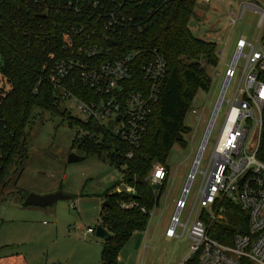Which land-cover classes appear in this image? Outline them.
<instances>
[{
	"label": "trees",
	"instance_id": "obj_1",
	"mask_svg": "<svg viewBox=\"0 0 264 264\" xmlns=\"http://www.w3.org/2000/svg\"><path fill=\"white\" fill-rule=\"evenodd\" d=\"M195 5L196 0H3L0 4V74L8 84L7 89H0V182L6 173L5 165L12 158L20 157L19 166L27 158L24 130L38 110L60 113L62 98L48 77L54 61L64 56V35L74 45L108 43L105 35L114 34L103 29L104 15L113 12L120 18L122 13L127 24L122 33H117L121 45L156 48L166 61L159 99L137 147L94 120L72 116L66 108L60 113L69 120V126L76 125L87 132L83 139L76 135L72 143L84 157L88 154L101 157L102 150L111 149L108 156L111 164L121 171L122 183L136 189L133 195L118 193L115 188L102 195L106 204L101 206L97 223L109 233L101 242L102 264H117L118 254L133 232L145 230L150 218L147 211L156 205L166 182L165 179L154 190L147 181V173L156 162L166 166L173 145L186 146V113L197 90L209 89L211 79L195 58L203 48L206 62L216 65L217 54L212 41L194 36L189 28ZM74 91L81 97L86 93L93 95L82 86ZM131 150L132 155L127 157ZM115 156L122 162H115ZM257 156L264 160V126ZM124 202H135L137 206L123 208ZM219 204L224 208V219L207 221L208 233L230 243L233 233L247 229L245 213L228 199ZM141 207L146 211L142 212ZM202 218L206 219L205 211ZM242 264L251 263L242 260Z\"/></svg>",
	"mask_w": 264,
	"mask_h": 264
},
{
	"label": "rangeland",
	"instance_id": "obj_2",
	"mask_svg": "<svg viewBox=\"0 0 264 264\" xmlns=\"http://www.w3.org/2000/svg\"><path fill=\"white\" fill-rule=\"evenodd\" d=\"M242 2H254L264 10V0H219L206 3L196 0L189 28L194 36L215 44L217 63L208 64L206 50L200 49L195 60L211 79L209 89L197 90L186 113V146L175 144L167 155L165 165L169 175L156 205L151 209L146 235L142 231L130 238L120 250L118 255L121 260L117 264H180L182 261L179 263V258L187 253V230L181 235V227H175L176 236L170 240H166L164 233L171 223V217L176 214V202L184 194L188 182L180 222L185 221L195 202L202 180L201 172L206 169L227 110L225 101H222L215 115L198 164L199 171L194 172L191 180L190 174L226 80L224 68L233 62L237 38L245 35L255 48L259 46L257 36L261 29L257 27V12L247 8L232 27L228 23V12L231 9L236 12ZM244 52H247V48ZM243 65L244 58L240 57L235 76L229 81L225 93L226 100L235 88ZM1 88L7 89L8 84L4 83L0 74ZM60 105L61 114L66 108L72 116L86 119L69 100H62ZM192 110L196 113H192ZM60 113L38 110L24 130L27 136V158L21 166L20 157L12 158L5 165L6 173L0 182V264H102V240L96 239L93 234L85 236L84 231L86 227L95 228L98 224L102 195L111 188L122 186V173L111 164L108 156L111 149L107 147L101 151V157L97 154L84 157L82 151L72 143L76 135L79 139L85 138L87 132L76 125L69 126V120L64 114L60 116ZM69 153L83 156V159L68 162ZM117 160L122 162L115 156V162ZM56 191L71 198L59 199L46 207L25 205L23 202L28 193L44 195Z\"/></svg>",
	"mask_w": 264,
	"mask_h": 264
},
{
	"label": "built area",
	"instance_id": "obj_3",
	"mask_svg": "<svg viewBox=\"0 0 264 264\" xmlns=\"http://www.w3.org/2000/svg\"><path fill=\"white\" fill-rule=\"evenodd\" d=\"M210 1L219 0H202L204 3ZM247 8L258 13L259 46L255 48L245 35L236 40L234 59L225 71L227 85L220 100V104L222 101L227 103V110L206 169L201 172L195 202L185 221L180 222L188 188L184 190L165 233L167 238H173L176 236L175 227H181V235L187 230L188 249L180 264L192 261L193 264H242V260L264 264V160L257 156L264 126V10L254 2H242L236 12L232 9L228 12L227 18L232 27ZM126 24L122 13L118 18L113 12H106L103 29L114 34L105 35L108 43L74 45L68 35H64V56L54 61L48 80L62 100H69L85 115V120L91 119L109 127L114 135L137 147L153 105L159 99L166 61L156 48L123 47L116 37ZM245 48L247 52H244ZM240 57L244 58L242 73L226 100L225 93L229 81L235 76ZM77 86L92 91L93 95L79 96L74 91ZM192 113L196 111L192 110ZM212 124L203 146L200 145V155L195 159L190 180L194 172L199 171L198 164ZM131 155L132 150L126 154L127 157ZM167 178V167L156 162L147 181L151 186L159 187ZM121 185L115 188L116 192L136 193L133 185ZM223 199L239 205L247 221V229L233 233L230 243L221 242L208 233L207 221L212 223L224 218V208L219 204ZM133 206L137 204L122 203L123 208ZM140 210L146 211L143 207ZM202 211H205L206 219L202 218ZM147 212L152 215L151 210ZM94 233L95 228L91 227L84 231L85 236Z\"/></svg>",
	"mask_w": 264,
	"mask_h": 264
},
{
	"label": "water",
	"instance_id": "obj_4",
	"mask_svg": "<svg viewBox=\"0 0 264 264\" xmlns=\"http://www.w3.org/2000/svg\"><path fill=\"white\" fill-rule=\"evenodd\" d=\"M114 44H117V43L115 42ZM226 85H227V81L225 80L224 81V84H223V87H222V90L220 92V95L218 97L217 103H216V105L214 107V110L212 112L211 119H210V123H209L208 128H207V131H206V135L204 136V139L202 141V146H203L204 141L206 139L207 132H208V130L210 128V125L212 124V121L215 118V115H216V112H217V108H218V106L220 104V100L222 98V94H223V91H224V88L226 87ZM199 155H200V150L198 152V155H197L196 159H198ZM81 159H83V156H78V155H76L74 153H69L68 154V157H67V161L68 162L78 161V160H81ZM194 166H195V163H194ZM193 170H194V167L192 169V172H193ZM192 172H191L190 176L192 175ZM188 184H189V182H188ZM188 184L186 185V187H185L184 190H186L188 188ZM152 188L154 190H156V189H158V185L153 184L152 185ZM70 198H71V196L66 195V194H63L60 191H56V192H52V193H48V194H44V195H38V194H34V193H28L26 195V197L24 198V201L23 202H24L25 205H33V206H39V207H46V206L52 205L55 201H57L59 199H64L65 200V199H70ZM182 198H183V195H182ZM105 204H106V202L104 201L102 203V205H105ZM94 237L96 239H98V240H102L103 241V240H105L106 238L109 237V233L102 227V225L98 224L95 227Z\"/></svg>",
	"mask_w": 264,
	"mask_h": 264
},
{
	"label": "crops",
	"instance_id": "obj_5",
	"mask_svg": "<svg viewBox=\"0 0 264 264\" xmlns=\"http://www.w3.org/2000/svg\"><path fill=\"white\" fill-rule=\"evenodd\" d=\"M237 39H238V38H237ZM227 68H228V67H225V68H224V74H225V71H226ZM167 169H168V167H167ZM168 175H169V169H168ZM176 201H177V200H176ZM176 201H175V202H176ZM147 227H148V224H147L145 230L143 231L145 235H146V233H147V230H146ZM168 227H169V226H168ZM168 227H167V228H168ZM167 228L165 229V233H166ZM140 232H142V231H135V232H133V234L131 235L130 238H132V237H136L137 235L140 234ZM165 233H164V235H165ZM164 237L166 238V240H170V239H171V238H167L166 235H165ZM130 238H129V239H130ZM185 256H186V254L182 255V256L179 258V260H180L179 263L184 259ZM119 260H121L120 255H118V261H119Z\"/></svg>",
	"mask_w": 264,
	"mask_h": 264
}]
</instances>
